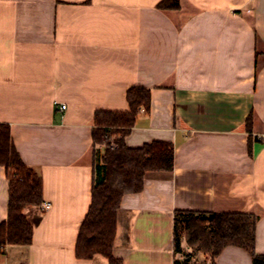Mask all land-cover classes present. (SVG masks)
<instances>
[{
    "label": "crops",
    "instance_id": "crops-1",
    "mask_svg": "<svg viewBox=\"0 0 264 264\" xmlns=\"http://www.w3.org/2000/svg\"><path fill=\"white\" fill-rule=\"evenodd\" d=\"M162 1L0 0V124L50 204L24 210L32 244L8 247L0 264H110L76 256L106 150L92 133L97 112L129 111L136 86L150 90L151 107L126 145L173 144L174 170L148 173L142 192L123 197L114 256L175 264L178 210L255 215L264 255V0H179L170 11ZM8 208L0 166V224ZM214 264L253 259L229 246Z\"/></svg>",
    "mask_w": 264,
    "mask_h": 264
},
{
    "label": "trees",
    "instance_id": "trees-1",
    "mask_svg": "<svg viewBox=\"0 0 264 264\" xmlns=\"http://www.w3.org/2000/svg\"><path fill=\"white\" fill-rule=\"evenodd\" d=\"M163 11L180 9L179 0H163ZM128 112L99 111L93 129L94 146H104L103 158L98 156L94 173L92 203L79 230L76 256L91 260L104 256L110 264H123L114 256L118 212L125 195L144 190L150 172L171 173L174 170L175 147L165 142H153L142 148H129L126 138L135 127L142 109L150 112L151 92L144 87H132L127 93ZM253 117L247 121L252 133ZM0 166L5 167L9 180L8 219L0 224V255L11 246H29L33 241V226L24 214L27 207L44 203L41 173L27 166L12 138L11 128L0 124ZM257 217L250 213H213L178 210L175 212L174 251L183 253L181 230L184 229L190 248L210 253L212 261L229 247L248 251L253 264H264V255L256 252ZM175 264H181L176 260Z\"/></svg>",
    "mask_w": 264,
    "mask_h": 264
},
{
    "label": "rangeland",
    "instance_id": "rangeland-1",
    "mask_svg": "<svg viewBox=\"0 0 264 264\" xmlns=\"http://www.w3.org/2000/svg\"><path fill=\"white\" fill-rule=\"evenodd\" d=\"M181 239L183 243V253L178 254V260L181 262V264H206V260H212L210 253L198 252L195 248L189 247L186 241L184 229L181 230Z\"/></svg>",
    "mask_w": 264,
    "mask_h": 264
},
{
    "label": "built area",
    "instance_id": "built-area-1",
    "mask_svg": "<svg viewBox=\"0 0 264 264\" xmlns=\"http://www.w3.org/2000/svg\"><path fill=\"white\" fill-rule=\"evenodd\" d=\"M67 108H68V107H67L66 104H60V111H61V112H65V111L67 110ZM141 113H145V110L142 109V110H141ZM49 206H50V204H48V203H47V204L45 203V204L42 205L43 209H45V208H47V207H49Z\"/></svg>",
    "mask_w": 264,
    "mask_h": 264
}]
</instances>
